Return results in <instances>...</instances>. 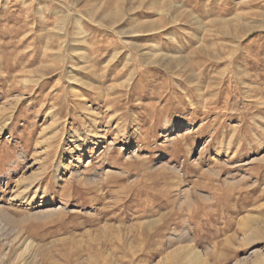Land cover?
Segmentation results:
<instances>
[{"label":"rangeland","instance_id":"374dc122","mask_svg":"<svg viewBox=\"0 0 264 264\" xmlns=\"http://www.w3.org/2000/svg\"><path fill=\"white\" fill-rule=\"evenodd\" d=\"M0 264H264V0H0Z\"/></svg>","mask_w":264,"mask_h":264},{"label":"bare ground","instance_id":"6f19581e","mask_svg":"<svg viewBox=\"0 0 264 264\" xmlns=\"http://www.w3.org/2000/svg\"><path fill=\"white\" fill-rule=\"evenodd\" d=\"M168 9H169V8H168ZM137 32H139V31H134V32H131L130 34H133V35H134V34L137 33ZM128 36H129V35H128ZM180 44H181V43H180ZM156 49H157V48H156ZM156 49H155V50H156ZM75 50H78V49H75ZM176 51H177V50H176ZM71 52H73V51H71ZM74 52H75V51H74ZM152 52H153V51H152ZM74 54H75V53H74ZM78 54H79V52H78ZM70 57H71V56H70ZM175 58H176V57H175ZM162 59H163V58H162ZM172 59H173V58H172ZM170 60H171V59H170ZM175 61H176V60H175ZM175 61H174V62H175ZM177 66H178V65H177ZM88 139H89V137H88V136H85L84 138H82V141H83L82 143H86V142H88V141H89ZM193 258H194V257H193Z\"/></svg>","mask_w":264,"mask_h":264}]
</instances>
